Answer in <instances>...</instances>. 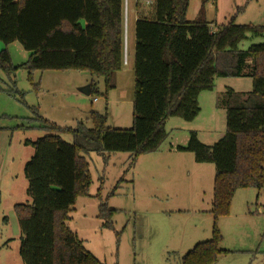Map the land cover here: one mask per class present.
Returning a JSON list of instances; mask_svg holds the SVG:
<instances>
[{
	"label": "trees",
	"instance_id": "16d2710c",
	"mask_svg": "<svg viewBox=\"0 0 264 264\" xmlns=\"http://www.w3.org/2000/svg\"><path fill=\"white\" fill-rule=\"evenodd\" d=\"M150 1L152 12L135 24L130 128L109 126L107 113L96 110L89 113L91 126L80 121L62 127L34 108L46 134L25 141L34 149L24 167L31 203L14 205L23 264H101L69 226L77 198L90 196L86 155L128 152L135 165L167 140V119L197 118L199 97L215 88L217 77H250L252 91L228 90L226 132L213 145L190 131L187 143L176 147L193 153L198 163L215 165L212 236L181 257V264H215L229 253L221 249L219 220L230 213L238 189L255 188L258 198L264 193V43L239 47L249 35L264 36V25H241L231 18L215 29L206 18L209 0H201L199 16L192 22L186 19L190 0ZM126 5V0H0V41L19 42L29 52L26 62L13 66L7 49L1 50L0 68L9 75L24 68L31 82L35 71H87L104 80L101 92L92 81L91 95L107 100L125 64ZM34 88L38 90L39 83ZM62 134H69L71 142ZM116 212L107 200L100 203L98 217L104 227L115 228Z\"/></svg>",
	"mask_w": 264,
	"mask_h": 264
},
{
	"label": "rangeland",
	"instance_id": "374dc122",
	"mask_svg": "<svg viewBox=\"0 0 264 264\" xmlns=\"http://www.w3.org/2000/svg\"><path fill=\"white\" fill-rule=\"evenodd\" d=\"M201 5V0H190L187 21L197 19ZM205 11L215 29L231 18L241 25H264V0H209ZM135 24L134 14L127 10L129 63L126 60L118 72L116 88L109 91L107 100L79 91L88 79L97 84L100 92L104 90L103 78L87 71H35L31 82L24 68L11 75L0 68V264H23L21 229L14 205L31 203L24 164L34 149L25 141L46 134L36 120L34 108L62 127H75L79 121L91 126V110L107 113L111 127L132 126ZM260 43H264V36L249 35L239 47L246 50ZM3 49L9 52L13 66L29 58V52L19 42L5 45L0 41V51ZM38 83L36 90L34 85ZM245 87H251L250 77H217L215 88L204 91L199 99L201 112L197 118L167 119L169 137L160 151L141 155L135 165H131L128 152L86 155L92 176L90 196L77 198L69 226L101 264H181L180 258L197 243L211 238L213 216L209 209L215 165L196 162L190 152L169 150L171 144L182 145L190 131L197 132L203 143L217 142L219 134L226 132L228 90L244 93ZM62 136L71 142L69 134ZM257 194L255 188L236 191L230 213L218 223L223 235L221 247L231 251L221 254L215 264L264 263L260 262L264 260V193L258 199ZM106 200L110 208L117 210L112 219L115 230L104 227L98 217L99 205Z\"/></svg>",
	"mask_w": 264,
	"mask_h": 264
},
{
	"label": "crops",
	"instance_id": "0c3cea01",
	"mask_svg": "<svg viewBox=\"0 0 264 264\" xmlns=\"http://www.w3.org/2000/svg\"><path fill=\"white\" fill-rule=\"evenodd\" d=\"M151 3H152V1H150V0H127V5H126V12H127V10H128V14H129V11H132V13L134 14V20H135V22H136V20L140 17V16H143V15H150V13L152 12V7H151ZM126 57H127V39H126ZM126 60H127V58L125 59V63H126ZM127 62L129 63V61L127 60ZM124 66H125V64H124ZM50 71H46V73H49ZM45 73V72H44ZM118 75V74H117ZM43 77V76H42ZM84 84H86V86L87 85H90L91 86V89H92V79H88V80H86V83H84ZM85 87V86H84ZM82 88V87H81ZM246 89H244L245 91H244V93H248V92H250V91H252V79H251V87H245ZM79 91L81 92V90L79 89ZM236 91V90H235ZM238 92H240V91H238ZM82 93V92H81ZM82 94H84V93H82ZM84 95H86V94H84ZM201 95H202V93H201ZM201 95H200V97H201ZM86 96H88V97H91V93H90V95H86ZM200 97H199V99H200ZM98 99L97 98H95L94 99V101H97ZM89 113H90V111H89ZM89 116V115H88ZM89 118V117H88ZM80 122V121H79ZM116 127H119V126H116ZM224 136V133H220L219 134V138H221V137H223ZM188 139L189 138H187L183 143H182V145H184V144H186L187 143V141H188ZM206 144V143H205ZM208 145V144H207ZM178 145H176V144H171V150H169L170 152H172V151H177L176 150V147H177ZM158 151H160V150H158ZM178 153H186V152H178ZM185 159H189V158H185ZM24 167H25V164H24ZM204 168L202 167L201 168V170H203ZM215 177V176H214ZM213 186H214V184H213ZM256 198L258 199V194H257V196H256ZM212 201H213V197H212ZM211 208H212V205H211ZM211 208L209 209V210H211ZM209 240V239H208ZM202 242V241H201ZM222 248V247H221ZM223 250H228V251H231L230 249H226V248H222ZM260 253V252H259ZM258 253V254H259ZM262 253V252H261ZM257 258V257H256ZM257 259H259V258H257ZM264 260L262 259V260H260V262H263ZM262 264H264V263H262Z\"/></svg>",
	"mask_w": 264,
	"mask_h": 264
},
{
	"label": "water",
	"instance_id": "95a60500",
	"mask_svg": "<svg viewBox=\"0 0 264 264\" xmlns=\"http://www.w3.org/2000/svg\"><path fill=\"white\" fill-rule=\"evenodd\" d=\"M81 92L86 94V95H90L91 93V86L87 85L85 87L80 88Z\"/></svg>",
	"mask_w": 264,
	"mask_h": 264
}]
</instances>
